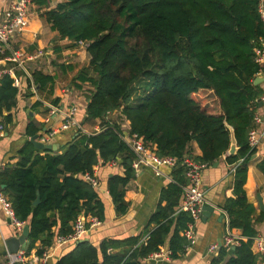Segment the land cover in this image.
<instances>
[{"label": "trees", "instance_id": "obj_1", "mask_svg": "<svg viewBox=\"0 0 264 264\" xmlns=\"http://www.w3.org/2000/svg\"><path fill=\"white\" fill-rule=\"evenodd\" d=\"M33 2L59 39L70 40L72 46L87 44L89 65L75 79L93 88L84 117L76 118L80 128L62 153L37 148L28 140L18 162L0 171V192L16 217L30 226L28 253L37 248L43 255L59 235L73 231L80 215L105 221V196L84 178L95 174L99 164L120 162L123 169L110 176L107 188L117 214L127 212L125 194L136 177L137 154L124 138L126 120L128 133L156 145L159 156L182 159L188 154L206 167L228 153L230 127L234 129L238 150L226 161L234 171L235 197L227 198L222 210L229 217V229H240L242 239L235 248L222 244L211 264H257L264 259L253 251L255 225L263 217L254 218L256 208L245 190L255 153L249 136L264 95L254 83L263 69L255 52L264 49L261 0H62L52 8L51 0ZM24 81V94L30 97L37 84L39 91H52L55 76L25 73L19 87L10 75L0 77V122L12 121L4 111L17 106ZM203 90L211 92L213 102L201 95ZM116 110L119 119L111 115ZM97 121L98 130L82 129ZM45 126L31 119L25 131L29 137L41 135ZM194 142L201 155L190 150ZM259 165L264 169V163ZM171 177L140 234L99 243L83 238L68 245L56 264H143L168 239L171 257L179 258L189 244L182 232L193 221L181 209L189 186L187 167L172 169ZM38 197L40 202L34 204Z\"/></svg>", "mask_w": 264, "mask_h": 264}, {"label": "crops", "instance_id": "obj_2", "mask_svg": "<svg viewBox=\"0 0 264 264\" xmlns=\"http://www.w3.org/2000/svg\"><path fill=\"white\" fill-rule=\"evenodd\" d=\"M10 1L0 0V20ZM61 1L51 0L50 7H55ZM30 10L29 27L23 36L16 39L15 47L26 51L28 55L39 53L40 55L27 61L25 69L17 68L16 74L22 81L25 73L31 74L42 71L45 74L54 75L55 83L52 91L47 87L38 93L35 92L30 97H26L24 89L27 84L24 81L17 106L11 112L4 111L5 115H12V121L4 123L5 130L0 139V171L7 165L18 162L20 149L31 138L25 131L31 119L46 125V131L39 135L38 140L40 141L53 128L63 123L65 120L64 111L76 107V118L84 117V109L88 103L87 97L93 88L88 82L83 83L81 80L75 79L79 70L89 65L90 57L86 47L80 44L72 46L70 40L59 39L58 32L53 31L50 25L39 15L37 4L33 3ZM262 67L263 69L257 76L261 78L259 84L264 90V64ZM204 91L208 90L202 92ZM54 99H59L56 105L53 104ZM257 116L259 120L256 121L254 130L259 139V144L249 162L245 190L248 201L256 208L254 218L263 217L255 225L258 231V237L255 239L261 238L264 240V169L259 165L264 163V95L260 100ZM116 117H119V115H116ZM82 127L86 132H91L100 128V122L85 123ZM129 127V121L125 120L123 128L126 132ZM75 131V128L62 131L45 144H58L59 149L54 152L62 153L64 145L73 137ZM190 150L194 155L202 154L196 142L192 143ZM227 155L228 153L214 165L205 167L203 171L202 190L205 193L207 203L215 205L216 208L205 218L202 214L195 230L196 243L179 258L173 259L169 250L168 239L166 244L162 246L165 256L149 257L143 261V264H211V258L215 252H209V247L215 243L220 246L224 236L230 230L229 217L222 210V206L227 198L235 197L234 171L231 170L232 166L226 161ZM122 169L120 162L95 166V175L100 182L99 190L105 196L107 217L99 225L88 229L83 237L85 240L99 243L104 238L123 239L140 234L157 208L161 190L172 179V169L169 167H161V176H157L149 167H141L137 171L136 177L131 180L127 187L125 199L129 203L128 210L125 214L118 215L107 185L110 176ZM230 231L236 236L241 235L240 229L234 228ZM20 234L0 203V264H5L6 261L7 240ZM39 244L38 242L37 246ZM72 244L68 243L59 247L48 248L46 250V252L49 250L46 264H56L61 254L70 249L68 245ZM253 251L256 253V246L253 247ZM35 252H37V248H34L30 253L34 254ZM257 264H264V259L261 258Z\"/></svg>", "mask_w": 264, "mask_h": 264}, {"label": "built area", "instance_id": "obj_3", "mask_svg": "<svg viewBox=\"0 0 264 264\" xmlns=\"http://www.w3.org/2000/svg\"><path fill=\"white\" fill-rule=\"evenodd\" d=\"M33 1L34 0H11L4 9L2 18L0 20V77L5 74L10 75L14 79V85L17 87L20 86L21 80L16 74V69H25V64L27 61L33 60L40 55V53L28 55L26 51L17 49L15 47L16 39L19 36H23L29 27L31 14L30 8L34 3ZM259 10L261 17L264 20V0H261ZM80 45L86 46L87 44L85 42H80ZM255 52L256 62L262 67L264 64V49L256 48ZM76 112V107L64 111L63 114L65 120L63 123L58 127L53 128L40 141L43 143H48L51 138L62 131H66L70 128H80V125L76 120ZM111 115H121V112L116 110L111 113ZM255 119L257 121L259 120V117L256 115ZM4 130L5 124L0 122V139L3 136ZM128 130H130V128ZM128 130L125 133L124 138L132 146L135 153L137 154V159L134 163L136 171H138L141 167H149L155 172L157 176H161V167H169L171 169H175L180 165L187 167L189 186L186 188L181 209L183 211L189 212L193 218V221L189 223L188 228L182 232V235H184L189 241L187 249L190 248L196 243V226L202 217L204 206L208 204L205 198V193L202 190L203 171L206 165L196 162L188 154H185L182 159L173 156L161 157L156 152V145L146 144L142 136L138 135L137 133H128ZM249 143L252 148H256L259 144V139L254 129L250 132ZM84 178L90 182L93 187L98 189L100 188V182L95 174L86 173ZM0 203L2 204L6 215L11 220V223L15 226L19 233H22L25 222L20 221L16 217L11 202L1 192ZM88 223L90 224L89 227H87ZM100 223L101 222L96 217L86 218L85 216L80 215L73 224V231L66 236L59 235L52 247H59L68 243L78 242L85 236L89 228L95 227ZM240 239H242L240 236L234 235L229 230L224 236L222 244L225 246L237 245L239 244ZM220 246L216 243L212 244L209 247V252L216 253ZM254 246H256V253L264 254L263 239H255L253 247ZM52 247H50V249ZM48 252L49 250L47 252L45 251L43 255H39L37 252L31 254L25 250L11 252L9 248H7L5 264H46ZM153 256L156 258L163 257L165 256V252L163 249H161L159 252L154 253L150 257Z\"/></svg>", "mask_w": 264, "mask_h": 264}, {"label": "water", "instance_id": "obj_4", "mask_svg": "<svg viewBox=\"0 0 264 264\" xmlns=\"http://www.w3.org/2000/svg\"><path fill=\"white\" fill-rule=\"evenodd\" d=\"M260 82H261V78L259 76H256V78L254 79V83L259 84ZM39 89H40V84L35 85L34 92L38 93ZM230 128H231V132H232V144H231V147L228 151V155H234L237 153L238 146H237V140L235 137L234 129L232 127H230ZM38 138H39V135H35V136H32L30 138L31 142L37 148L49 149V150H53V151H57L59 149L58 144H55V143L45 144V143L39 141ZM39 202H40V197H38V199L34 202V204H38ZM215 208H216V206L213 204H210V203L205 205L204 211H203V218H205L206 216H209ZM29 236H30V226L28 224H26L23 228L22 233L19 236H14V237H11L7 240V245H8L9 250L11 252H17L18 250L28 251L30 244H31ZM233 248H235V245H233Z\"/></svg>", "mask_w": 264, "mask_h": 264}, {"label": "rangeland", "instance_id": "obj_5", "mask_svg": "<svg viewBox=\"0 0 264 264\" xmlns=\"http://www.w3.org/2000/svg\"><path fill=\"white\" fill-rule=\"evenodd\" d=\"M29 74V73H28ZM30 75V74H29ZM202 96L206 97V99L211 103L213 102V95L210 94L208 91H204L201 93ZM119 118V117H118Z\"/></svg>", "mask_w": 264, "mask_h": 264}]
</instances>
